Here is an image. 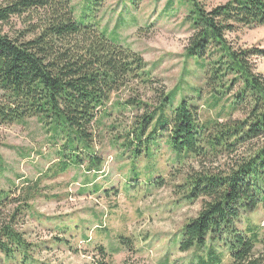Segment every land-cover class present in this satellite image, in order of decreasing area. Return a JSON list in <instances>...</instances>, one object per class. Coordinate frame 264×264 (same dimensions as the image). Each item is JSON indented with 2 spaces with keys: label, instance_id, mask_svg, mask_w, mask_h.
<instances>
[{
  "label": "trees",
  "instance_id": "obj_1",
  "mask_svg": "<svg viewBox=\"0 0 264 264\" xmlns=\"http://www.w3.org/2000/svg\"><path fill=\"white\" fill-rule=\"evenodd\" d=\"M178 5L187 11L184 21L192 31L184 57L195 58L204 71L202 96L209 108L227 99L229 116L202 120L193 97L175 106L177 96L162 87L155 102L127 100L125 105L143 114L111 142L123 155L130 153L134 165L127 185L136 187L139 182L164 186L151 176L141 181L136 164L151 160L161 141L176 161L194 159L196 166L190 163L181 173L177 194L201 200V207L183 226L181 251L220 243L228 247L232 264H264V256L255 253L257 231L236 225L264 199V75L253 62L264 52L230 38L244 28L264 26V0H228L211 7L179 0ZM154 81L142 54L111 42L95 25L80 23L70 0H0V125L37 118L64 143L59 170L84 164L99 170L97 127L112 94ZM21 210L17 206L0 225L3 252L22 244L15 228Z\"/></svg>",
  "mask_w": 264,
  "mask_h": 264
},
{
  "label": "rangeland",
  "instance_id": "obj_2",
  "mask_svg": "<svg viewBox=\"0 0 264 264\" xmlns=\"http://www.w3.org/2000/svg\"><path fill=\"white\" fill-rule=\"evenodd\" d=\"M167 1L70 0L80 23L93 24L111 42L142 54L156 81L149 88L130 86L112 94L97 127L99 170H88L87 164L59 170L64 143L37 118L0 125V225L17 206L22 208L15 228L23 238L9 252L0 250V264H232L228 247L220 243L180 249L183 226L201 207V200L191 202L177 194L181 173L194 159L176 161L161 141L153 147L151 160L142 158L136 164L141 181L151 176L163 180L164 186L139 182L136 187L133 182L127 185L134 165L128 161L130 153L123 155L124 150L111 142L143 114L125 105L127 100L155 102L156 90L162 87L177 96L175 106L183 97H193L191 104L200 106L202 120L229 116L227 99L211 109L202 96L204 71L195 58L184 57L192 34L184 21L187 11L179 0L171 5ZM201 1L211 7L228 0ZM230 38L243 48L264 52V26L244 28ZM253 62L256 72L264 75V56ZM236 225L257 231L255 253L264 256V199Z\"/></svg>",
  "mask_w": 264,
  "mask_h": 264
}]
</instances>
